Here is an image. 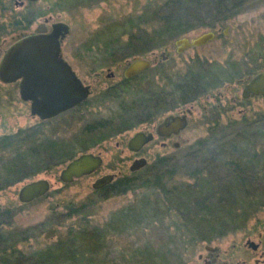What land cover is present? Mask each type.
Returning <instances> with one entry per match:
<instances>
[{"label":"rangeland","instance_id":"1","mask_svg":"<svg viewBox=\"0 0 264 264\" xmlns=\"http://www.w3.org/2000/svg\"><path fill=\"white\" fill-rule=\"evenodd\" d=\"M160 1L40 0L33 5V10L39 14L31 22L26 19V25L8 30L3 35L7 42L2 48L24 31L47 32L53 23L64 22L69 26V32L61 42L63 56L78 75L91 82L90 74L97 71L103 81L112 71L116 76L114 80H118L129 63L119 60L121 51H111L114 47L112 39L123 30L109 24L128 14L142 12L146 4ZM19 11L25 13L26 9ZM11 20L0 19L8 24ZM207 31H213L215 36L204 45L178 52L177 45L171 41L140 55L139 58L151 61V66L133 80L130 89L122 95L115 98L103 96L98 86L89 98L88 108L81 106L78 114L70 113L41 126L38 118L30 114L29 104L20 99L16 85L0 84V142H12L11 147L0 143V174L9 166L17 178H22L0 190V206L12 211L2 217L4 232L0 248L12 243H17L25 252L44 248L50 240L65 238L70 227H82L85 221L82 216L86 214L89 227L99 226L104 233V237H100V247L83 250L75 256H70L72 253L53 254L44 264H144L142 259L146 250L160 255L157 264H162L161 261L164 264H209L210 260H213L212 264H264V206L237 230L228 231L211 242L184 243L175 229L173 216L171 219L167 216L161 199L164 196L159 190L136 186L124 194H111L108 190L92 189L96 177L107 173L116 174L115 180L129 176L139 183L154 169L160 168L153 169L160 157L169 160V168L175 170L171 176L163 178L165 189L191 183L190 169L193 167H206L204 175L208 176L207 167L214 166L211 175H224L221 165L204 161L206 149L193 160L188 155L195 142H206L215 127V119L222 128L245 113H264L261 96L241 97L243 86L264 69V0H248L226 26L214 30L200 29L187 38ZM118 60L119 67L116 66ZM202 73L206 76L207 90L183 107L191 109L187 114L189 123L186 128L173 138V142H166L165 147L158 140L148 143L143 150L147 165L131 172L129 166L135 156L128 150L126 141L144 126L146 122L143 120L154 99L165 96L163 103L178 107L181 103L175 94V86ZM169 113L171 111L158 113L150 124H156ZM60 121L71 125V131L63 136L53 134L55 123ZM96 122L104 126L91 134L80 133L85 124ZM230 132L232 135V130H226L227 134L223 135L221 132V136H231ZM253 132V136L246 133L248 137L238 138L235 147L228 148L225 156H237L246 163L254 150L249 146L256 144L257 150L263 149V130L254 128ZM2 136L8 138L2 139ZM4 149L7 151L2 153ZM85 152L103 158L101 170L72 183H62L60 170L73 157ZM25 175L27 177L23 178ZM38 178L49 180L48 194L30 203H20V187ZM147 197L151 201L149 204H153V214L142 210V201L148 200ZM67 202L74 206L84 204L83 213L67 218ZM248 240L259 244L257 250L245 246Z\"/></svg>","mask_w":264,"mask_h":264},{"label":"trees","instance_id":"2","mask_svg":"<svg viewBox=\"0 0 264 264\" xmlns=\"http://www.w3.org/2000/svg\"><path fill=\"white\" fill-rule=\"evenodd\" d=\"M99 1L102 0H91L94 3ZM246 2L248 0H162L154 4H146L142 12L128 14L125 18L109 24L112 28L123 30L118 36L116 34L114 40L112 39L114 47L111 51H121L119 60H126L128 63L131 61L129 58H139L145 52L158 49L168 42L189 37L194 31L214 30L218 26H226L230 19L240 13ZM205 78V74L202 73L175 86L174 91L181 104L197 99L207 90ZM163 101L165 102L164 96L154 99V104L149 109L152 118L158 113L164 114L173 108ZM214 126L206 142H195L188 156L193 160L206 149L207 157L204 161L221 165L225 171L224 175H211L210 173L215 170L214 166L207 167L208 176L204 175L206 167H193L190 169L191 183L165 189L163 178L165 175L171 176L175 170L169 168L171 166L169 160L160 157L156 160L153 169L160 168L154 169L139 183L125 176L111 182L103 191L124 194L136 186L159 190L164 196V199L162 197L161 199L167 216L170 219L173 216L175 229L182 240L184 239V243L211 242L228 231L241 228L254 212L264 206V148L257 150L256 144L249 146L254 150L246 163L237 156L231 158L225 154L228 153V148L235 147L238 138L253 136L254 128L257 131L261 129L264 133V113H245L238 119L230 120L222 128L215 119ZM226 130H232V135L230 132L231 136H221V132L222 135L227 134ZM246 133L249 135H245ZM1 138L6 139L8 136ZM0 143L8 147L12 146V142ZM6 151L4 149L2 153ZM15 174L13 168L9 166L0 174V190L22 179L17 178ZM26 177L25 175L23 178ZM150 202V198L142 201V210L147 214L154 213L153 204H149ZM155 205L158 206V203L155 202ZM84 207V204L74 206L72 202H67L65 208L68 209V213L65 216L71 218L73 215H81L79 213H83ZM11 212L9 207L0 206V240L4 232L2 217ZM85 216H82L85 220L82 227L77 229L70 227L65 238L50 240L44 248L25 252L17 243L0 248V264H44L53 257V254L61 256L72 253L70 256H75L83 250L100 247V237L103 238L104 233H101L99 226L89 227V220ZM159 256L153 254L151 250H146L142 263L147 264L150 261L151 264H157ZM164 261L166 262L167 259L165 258ZM161 263L164 264L163 261Z\"/></svg>","mask_w":264,"mask_h":264},{"label":"water","instance_id":"3","mask_svg":"<svg viewBox=\"0 0 264 264\" xmlns=\"http://www.w3.org/2000/svg\"><path fill=\"white\" fill-rule=\"evenodd\" d=\"M69 32L64 22L51 25L47 33L26 35L15 41L4 53L0 61V80L4 83L18 82L19 96L30 103V114L46 120L76 107L90 94L71 66L62 56L61 40ZM213 31L201 33L193 38L183 37L175 41L178 52L206 44L214 38ZM151 65L145 58H134L126 66L124 76H136ZM261 96L264 101V70L254 74L241 90V97ZM187 125L186 116L166 117L158 126L169 132L178 133ZM153 138L151 133L136 132L127 142L130 151H139ZM144 158L134 160L129 166L131 172L146 166ZM103 164L100 155L91 152L81 153L69 160L59 173L64 184L88 176ZM113 174L98 177L92 183L93 190H99L113 182ZM51 184L46 178H38L24 183L18 191L20 203H30L44 197L50 191ZM245 246L253 251L259 244L248 240Z\"/></svg>","mask_w":264,"mask_h":264},{"label":"flooded vegetation","instance_id":"4","mask_svg":"<svg viewBox=\"0 0 264 264\" xmlns=\"http://www.w3.org/2000/svg\"><path fill=\"white\" fill-rule=\"evenodd\" d=\"M40 0H0V19H7L10 18L12 19L9 24L4 22V21H0V61L5 53V51L18 39L28 35V34H35V33H47L49 31H35V32H27L24 31L20 34L16 35V39L13 40V42L9 43V45H7L5 48L3 47V44L6 43L7 41L5 40L6 37H3L4 34H7L8 30H13V27H17L19 25L23 26L26 25V23H24L26 21V19H29L28 21L31 22L32 19L35 17L36 14H39L38 11L33 10V5L37 2H39ZM19 9H26V12L23 13L22 11H19ZM18 10V11H15ZM10 16V17H9ZM28 25V24H27ZM8 27H10V29H8ZM7 36V35H6ZM62 42V40H61ZM61 51H62V46H61ZM62 56H63V52H62ZM63 58L67 61V63L71 66L72 70L76 73V75L80 78V80L82 81V83L88 87V90L90 92V94L88 95V98L82 102L81 104L77 105L76 107L69 109L67 111H64L60 114H58L55 117L46 119V120H42L40 119L38 116H35L38 118L39 123L38 125H44L50 121H54V120H58L59 117H63L65 115L68 114H78L79 113V109L81 106H85L86 108H88V101L89 98L91 97V95L93 93H95V89H97L98 86H100V89H102V94L103 96L106 97H112L115 98L119 95H122L125 91L130 89V84L133 80H135L140 74L130 77V78H126L124 76V71L125 69H123L122 71V77L118 80H114V78L116 77L115 74L112 71H109V73L107 74V76L105 77L106 79L101 81V74L100 72L97 71H93V74H90L92 81L91 82H87L85 81V79H82L78 73L74 70L73 66L71 65V63L63 56ZM130 62V61H129ZM128 62V63H129ZM151 62V61H150ZM114 63V62H113ZM126 63V64H128ZM120 63L119 60L117 62V65L119 67ZM151 66V65H150ZM150 68V67H149ZM146 71V70H145ZM0 84L3 85H16V87L18 88V92H19V86H18V82H13V83H4L0 80ZM96 87V88H95ZM101 94V93H100ZM20 97V96H19ZM165 97V96H164ZM21 99V98H20ZM22 100V99H21ZM23 101V100H22ZM24 103H28L29 104V110H30V103L28 101H23ZM9 102H6V104H8ZM179 106H182V108H178ZM178 107H173L170 111L171 113L166 114L165 116L162 117L161 121L157 122L156 124H150L152 122V120H154V118H152V114L149 111H147V116L145 118V120H143L144 122H146L144 124V126H142L139 130H136L128 139L126 142L129 141V139L138 131H142L145 132L146 134L151 133L153 138L149 141L153 142V141H159L162 142L161 145L162 147L166 146V142H173V138L177 137L184 129L180 130L178 133H172L169 132L167 129H161L160 133L158 132V126L159 124L168 116L173 115V116H186L187 119V125L189 123V119H188V115L191 112V109H187L184 108L185 104H181L178 105ZM178 108V109H176ZM150 109V108H149ZM169 112V111H168ZM186 125V126H187ZM104 125L102 123L96 122V123H91V124H85L83 126V129L80 131V133L82 134H91L95 131H97L98 129H100L101 127H103ZM55 132H53V134L56 135H60L63 136L65 134H67L69 131H71V125L69 123H64V122H57L55 123ZM76 135V134H75ZM148 144V143H147ZM145 144L139 151H129L135 156L134 160L136 159H141L144 158L147 161V157L146 155L143 153L144 147L147 145ZM164 158V157H163ZM103 159V158H102ZM133 160V161H134ZM132 161V162H133ZM147 165V162H146ZM103 166V164H102ZM98 168L96 171H94L93 173H91L90 175H94L97 174L101 168ZM135 172V171H134ZM107 174H113V173H107ZM88 175V176H90ZM105 174H101L98 177H101ZM114 176H116V174H113ZM85 177V176H84ZM96 177V178H98ZM125 177V176H124ZM115 179V178H114ZM119 179V178H118ZM109 185V184H108ZM107 186V185H106ZM105 186V187H106ZM103 187L102 189L96 190V191H103V189L105 188ZM213 260H210L208 263L212 264Z\"/></svg>","mask_w":264,"mask_h":264}]
</instances>
